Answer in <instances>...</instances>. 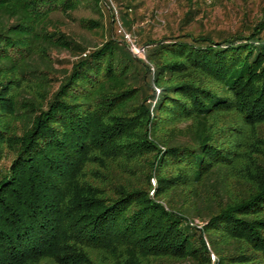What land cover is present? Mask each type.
I'll return each mask as SVG.
<instances>
[{
  "label": "trees",
  "instance_id": "1",
  "mask_svg": "<svg viewBox=\"0 0 264 264\" xmlns=\"http://www.w3.org/2000/svg\"><path fill=\"white\" fill-rule=\"evenodd\" d=\"M111 11L0 0V264H264V6L147 61Z\"/></svg>",
  "mask_w": 264,
  "mask_h": 264
},
{
  "label": "rangeland",
  "instance_id": "2",
  "mask_svg": "<svg viewBox=\"0 0 264 264\" xmlns=\"http://www.w3.org/2000/svg\"><path fill=\"white\" fill-rule=\"evenodd\" d=\"M108 2L114 18L112 16L106 18L104 15L106 19L103 21V31L90 33L77 23L69 21L65 30L89 46L98 45L110 37L109 27L114 19L115 38L124 40L121 31L132 33L137 36L139 45L148 51L149 47L146 46L148 42L177 35L183 30L201 33L213 30L235 32L241 29L244 22L251 24L261 18L264 6V0H215L211 5L204 3L203 0H108ZM190 14L192 19L187 20ZM125 15L128 25L125 24ZM76 17L98 19L99 15L82 9L76 13ZM53 57L58 60L56 62L58 69L68 68V62L72 60L67 52H55Z\"/></svg>",
  "mask_w": 264,
  "mask_h": 264
},
{
  "label": "built area",
  "instance_id": "3",
  "mask_svg": "<svg viewBox=\"0 0 264 264\" xmlns=\"http://www.w3.org/2000/svg\"><path fill=\"white\" fill-rule=\"evenodd\" d=\"M204 3L211 5L215 2V0H203ZM124 40L127 43L130 51L135 57L141 58L144 61H147V49L143 48L139 45V41L137 36H135L132 33L126 32V31H121ZM198 223V222H197Z\"/></svg>",
  "mask_w": 264,
  "mask_h": 264
}]
</instances>
